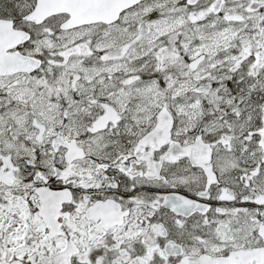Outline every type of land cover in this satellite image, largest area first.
Instances as JSON below:
<instances>
[{"label": "snow or ice", "instance_id": "1", "mask_svg": "<svg viewBox=\"0 0 264 264\" xmlns=\"http://www.w3.org/2000/svg\"><path fill=\"white\" fill-rule=\"evenodd\" d=\"M0 264H264V0H0Z\"/></svg>", "mask_w": 264, "mask_h": 264}]
</instances>
